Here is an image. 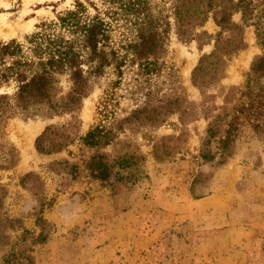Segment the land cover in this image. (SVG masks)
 <instances>
[{
    "label": "rangeland",
    "instance_id": "1",
    "mask_svg": "<svg viewBox=\"0 0 264 264\" xmlns=\"http://www.w3.org/2000/svg\"><path fill=\"white\" fill-rule=\"evenodd\" d=\"M76 1H82L90 14L96 13L90 2L101 9L106 6L101 0H0V40L24 41L37 24L56 19ZM148 2L156 16L168 15L173 21L171 0ZM233 19L241 21L240 13ZM111 23L110 41L116 44L128 31L120 19ZM202 29L214 35L218 27L209 17ZM244 39L245 49L229 62L218 86L242 82L252 58L264 49L253 26L244 27ZM165 47L157 72L145 76L136 65L127 64L120 78L111 67L95 78L76 115L79 135L92 125L111 127L142 103L149 89L158 97L176 91L185 93L188 100H201L190 75L199 56L213 49L212 42L199 50L195 40L180 41L172 25ZM116 79L119 82L113 83ZM62 86L68 88L63 79ZM217 87L209 91L217 93ZM215 100L220 102L219 97ZM69 119V115L15 117L5 128V141L16 147L18 161L10 169H0V184L7 190L4 210L22 217L28 229L37 230L29 217L37 201L19 183L21 175L32 171L43 182V215L54 225L47 241L34 247L36 264H264V135L246 130L234 156L214 171L210 193L194 198L189 192L193 175L199 169L211 170L199 166L195 158L206 121L198 118L182 125L178 115L172 114L158 127L126 128L118 139L132 141L145 155L143 177L113 192L89 176L84 164L94 149L78 139L56 153L36 151L34 140L48 124L62 125ZM183 130L186 140L180 152L156 161L151 154L152 139ZM112 149L111 145L105 148ZM16 235L11 232L12 237ZM7 251L8 247L0 249V264Z\"/></svg>",
    "mask_w": 264,
    "mask_h": 264
},
{
    "label": "trees",
    "instance_id": "2",
    "mask_svg": "<svg viewBox=\"0 0 264 264\" xmlns=\"http://www.w3.org/2000/svg\"><path fill=\"white\" fill-rule=\"evenodd\" d=\"M101 1L106 5L103 9L90 2L95 14H90L82 1H76L72 9L58 13L56 19L37 24L24 41L0 40V169H10L18 161L16 147L5 141L9 119L69 115L68 122L48 124L36 136V151L56 153L78 139L94 149L84 164L89 176L115 192L143 177L145 161L138 145L119 140L118 133L126 128L158 127L177 114L182 125L198 118L206 121L195 158L199 166L211 170L199 169L192 177L189 192L194 198L208 195L214 171L234 156L244 132L264 135V49L252 58L242 82L218 86L229 62L246 47L245 26H253L257 42L264 43V0H171L172 22L168 15L156 16L148 0ZM235 13H240L241 21L233 19ZM209 17L218 27L214 35L202 29ZM112 19L124 21L128 31L116 44L110 41ZM172 25L180 41L195 40L199 50L213 44V49L202 53L191 70L190 81L199 90L201 100H188L185 93L176 91L158 97L149 89L143 102L111 127L96 124L79 135L76 115L95 78L110 67L120 78L127 64L136 65L145 76L159 71ZM62 79L68 84L66 90ZM212 87H217V93L209 91ZM185 136L183 130L178 135L152 139V157L164 161L179 153ZM110 145L113 151H106ZM19 183L37 201L29 215L37 230L28 229L22 217L4 210L7 190L0 184V249L8 247L1 264H36L34 247L45 243L54 229L43 215L46 202L39 175L26 172ZM11 232L17 235L12 237Z\"/></svg>",
    "mask_w": 264,
    "mask_h": 264
},
{
    "label": "crops",
    "instance_id": "3",
    "mask_svg": "<svg viewBox=\"0 0 264 264\" xmlns=\"http://www.w3.org/2000/svg\"><path fill=\"white\" fill-rule=\"evenodd\" d=\"M249 55V51H247L245 54H244V58H248L247 56ZM244 59V62H246V60Z\"/></svg>",
    "mask_w": 264,
    "mask_h": 264
},
{
    "label": "bare ground",
    "instance_id": "4",
    "mask_svg": "<svg viewBox=\"0 0 264 264\" xmlns=\"http://www.w3.org/2000/svg\"><path fill=\"white\" fill-rule=\"evenodd\" d=\"M249 53H250V52H249ZM192 64H193V60H191L190 63H189V66H188V69H189V70H190ZM187 73H188V71H187Z\"/></svg>",
    "mask_w": 264,
    "mask_h": 264
}]
</instances>
